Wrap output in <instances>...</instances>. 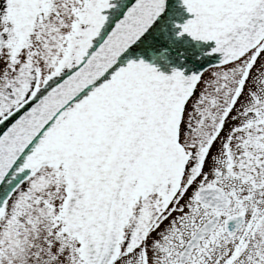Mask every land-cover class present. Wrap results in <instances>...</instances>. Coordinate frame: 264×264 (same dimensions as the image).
Instances as JSON below:
<instances>
[{
	"label": "water",
	"instance_id": "obj_1",
	"mask_svg": "<svg viewBox=\"0 0 264 264\" xmlns=\"http://www.w3.org/2000/svg\"><path fill=\"white\" fill-rule=\"evenodd\" d=\"M81 4L0 0L6 67L54 13L70 17L51 67L0 118V219L20 184L42 166H61L64 228L86 264H109L133 202L156 191L168 202L176 192L188 157L179 142L184 106L204 71L236 61L264 38V0ZM197 196L211 209L230 203L219 188ZM218 219L198 227L181 264ZM243 222V214L231 216L224 229L232 236Z\"/></svg>",
	"mask_w": 264,
	"mask_h": 264
},
{
	"label": "rangeland",
	"instance_id": "obj_2",
	"mask_svg": "<svg viewBox=\"0 0 264 264\" xmlns=\"http://www.w3.org/2000/svg\"><path fill=\"white\" fill-rule=\"evenodd\" d=\"M69 18L64 11L54 13L39 29L30 45L20 49V56L12 66L6 67L0 61V117L20 103L51 67ZM239 67L236 62L221 68L209 69L203 74L193 96L187 102L180 126V141L190 154V161L180 191L168 204L171 205L167 212L170 208L173 212L165 221L171 219L175 226H183V223L189 220L191 209H196L198 218L215 213L197 205L192 189L209 181L223 184L227 187L232 202L227 209L217 213L224 218L245 210L247 216L244 232H239L234 238L223 241L225 246L220 250L221 255L232 254L244 240L245 235L254 230L252 237L255 240L249 243L247 253H253L256 255L254 257L258 258V262L264 264V180L255 184L254 179L253 183L249 184L230 176L233 173L244 174L243 176L249 178V175L243 171L245 167L244 161L240 158L242 155H239V151L245 146L244 143L240 144V149L234 147L235 144L230 145L228 151L220 147L206 148L209 135L216 130L221 113L236 90L241 74ZM251 90L248 83L239 98L247 95ZM253 104L254 101H251V105ZM231 109L221 123V128L224 126L225 131L222 132L224 133L222 140L231 134L226 131L229 132L233 126L243 125V122L236 121L243 115L242 111L238 106H233ZM248 130L249 128L239 131V140L247 144L253 143L256 139L253 131L249 133ZM218 134L220 135L221 131H218ZM216 145L220 146V144ZM206 149H211V153L209 154L210 151L207 152ZM220 150L225 157L223 165L210 158L213 156V151ZM230 154L233 163L228 159ZM60 167L40 168L6 203L0 219V264H69L68 250L65 245L59 244L58 238L61 236L56 232L53 223L59 207L56 205H59L64 198L65 192L63 185L56 178ZM147 201L156 204V198L150 196L139 202V208ZM258 220L261 222H257ZM139 222L146 227L156 224L147 217H143ZM176 222L180 223L176 225ZM255 222L260 223L256 229H254ZM168 224L169 222L166 223ZM53 251L55 254L56 251L58 252L54 257H52Z\"/></svg>",
	"mask_w": 264,
	"mask_h": 264
},
{
	"label": "flooded vegetation",
	"instance_id": "obj_3",
	"mask_svg": "<svg viewBox=\"0 0 264 264\" xmlns=\"http://www.w3.org/2000/svg\"><path fill=\"white\" fill-rule=\"evenodd\" d=\"M0 33L4 38L5 28L1 17ZM4 52L5 48L3 46L0 50V58L2 60L4 59ZM236 62H238L240 65L239 68L241 69V74L239 76L240 80L237 82L236 90L232 93V96L228 100L227 106L224 107L221 113V119L218 121V124L215 127L216 130L209 135L206 148L210 147L211 149H216L220 147V149H225L228 151L229 148H231L230 145L234 146L235 144L234 147L240 149V144L244 143L245 146L243 147V150L239 151V155H242L240 158L242 161H244L243 165L245 167L243 168V171L249 175V178H247L248 176H243L244 174L235 175L234 173H230V176L237 177L240 180L242 179L243 182L249 184L253 183L252 180L255 179V184H258L262 182L261 180H264V38L252 50L245 53ZM248 83L252 90L247 95H243L242 98H239V95L243 94V90L248 86ZM251 101H254L253 105H251ZM233 106H238L242 111L243 117L241 116L236 121L243 122V125L241 127L233 126L229 132L226 131V133L231 134L222 140L221 138L224 134H222V132L225 131L224 126L221 128V123L224 122V116L232 110L231 107ZM248 128V132L250 133L253 131L256 139L253 143L247 144L243 140H239V131H243ZM218 131H221L220 135L218 134ZM180 135L181 134L179 133V136ZM216 144H220V146H217ZM183 148L188 153L184 146ZM211 149H206L207 152L210 151L209 154L212 151ZM227 153L229 155V152ZM212 154L213 156L210 158H213L216 163L220 165L224 164L225 157L221 150L213 151ZM230 156L228 159L233 163V157ZM189 161L190 154L188 155L187 161L185 163L183 176L175 195L181 189L182 181L185 175L184 173L187 169ZM260 186H262V184ZM200 188H219L223 189L227 193V187L225 185L216 184L209 181L194 187L192 189L193 197L196 198V192ZM153 194L154 195H149L148 197H155L156 204L147 201L146 203L142 204L140 208L138 204L132 206L129 219L123 229V235L119 244L118 253L110 264H180L179 255L185 245L186 240L196 231L198 226L203 221L214 214H219L217 212H220L216 211L208 217L198 218L196 209H191L188 217L189 220L187 222L185 221L183 226H175L173 222H171V219L165 221L166 218L170 217L173 212L171 208L168 212L167 209L171 205L170 204L168 206V204L175 195L171 200L165 202V197L162 196L158 191L153 192ZM156 195H158L160 198ZM160 202H162V205L159 204ZM205 209L209 212L212 211L207 208ZM239 213H243L244 222L234 236L229 237L226 235L223 227V219H225V217L222 218V216L219 214V222L215 229L202 240H200L197 247L192 249L188 259L184 264H261L260 261L258 262V258H255L256 255H253V253L251 254V252L247 253L249 243L255 240L252 237L255 232L254 230L252 233H248L247 236L245 235L244 240L240 242L232 254L221 255L222 253H220L222 247L225 246L223 241L232 239L237 236L239 232L242 233L245 230L244 227L246 225L247 216L246 212L245 210H240L235 214ZM58 215L56 214L54 221L59 226L58 228H60V225L58 224L59 219L56 222ZM143 217H147V219L156 222V224L154 222H150L151 224L154 223L155 225L148 227L142 226L139 220H141ZM167 222H169L168 225H166ZM257 222L261 221L258 220ZM257 222H255L254 229H256L258 225L260 226V223ZM177 223L179 224L180 222H176V225ZM67 233V236L61 233V238H58L59 244H62L63 246L65 245V248L68 250L67 257L70 258H68L67 263L72 262V264H86V259L83 256L81 249L80 252L77 251L76 244L78 243L80 247L81 245L78 241L76 242L74 240L76 239L72 235L74 232L67 230ZM54 251L52 253V257L58 254L57 251L56 254Z\"/></svg>",
	"mask_w": 264,
	"mask_h": 264
}]
</instances>
